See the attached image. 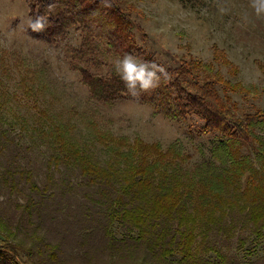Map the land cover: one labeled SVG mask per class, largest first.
<instances>
[{
    "label": "trees",
    "instance_id": "16d2710c",
    "mask_svg": "<svg viewBox=\"0 0 264 264\" xmlns=\"http://www.w3.org/2000/svg\"><path fill=\"white\" fill-rule=\"evenodd\" d=\"M26 2L29 20L45 18L40 33L27 25L31 37L57 44L69 29L79 31L78 45L65 48L67 60L96 101L144 103L174 121L195 116L202 121L195 126L199 134L219 138L206 161L187 168L190 154L178 139L163 146L108 130L95 136L91 121L87 128L101 145L100 158L66 129L39 130L26 140L0 108V264H17L21 250L34 264H94L85 261L88 242L102 251V264H116L137 249L151 264H243L237 250L254 237L262 240V252L245 264H264V111L238 114L227 94L234 87L206 61L162 65L135 43L131 22L114 0ZM92 21L109 27L106 52L130 54L156 71L155 88L144 91L137 83L133 96L116 65L104 73L91 70L106 64L98 56L102 33ZM12 58L27 72H18L17 88L32 94L39 74L24 58ZM116 222L126 229L122 237L112 233ZM208 251L213 258L203 256Z\"/></svg>",
    "mask_w": 264,
    "mask_h": 264
},
{
    "label": "rangeland",
    "instance_id": "374dc122",
    "mask_svg": "<svg viewBox=\"0 0 264 264\" xmlns=\"http://www.w3.org/2000/svg\"><path fill=\"white\" fill-rule=\"evenodd\" d=\"M114 2L127 14L135 43L150 51L162 65L177 64L188 58L206 61L212 74L216 73L234 87L227 94L238 114H255L257 108L264 111V11L257 13V0ZM27 13L26 0H0V108L7 121L25 134L26 140L30 136L37 138L39 130L66 129L80 144L89 146L103 158L100 143L90 134L93 128H87L94 121L95 136H102L104 130H108L113 135L129 138L139 135L145 141H158L163 146L178 139L184 151L190 154L184 164L187 168L210 157V149L218 142L219 135L199 134L195 126L202 121L197 117L174 121L144 103L117 100L106 104L92 98L79 73L69 65L65 51L68 44L78 45L79 31L69 29L66 39L57 44L43 42L26 32ZM92 22L94 30L102 33L98 56L106 64L90 65V68L104 73L125 56L106 52L105 37L109 27L105 22ZM13 53L24 58L25 65L39 74V79H34L31 86L32 94L22 95L17 88L22 66L12 58ZM216 85L222 92L221 84ZM36 152L33 148L32 153ZM12 206L9 202L5 204L7 212ZM125 231L114 223L112 233L117 238ZM2 240L0 235V243ZM86 245L90 249L84 260L102 264V251L95 243ZM261 246L260 238H251L237 250V255L245 264L260 256ZM144 253L143 249L134 250L131 256L115 263L151 264L153 259L149 256L141 260ZM203 256L213 258L209 251ZM16 259L17 264H34L26 250H21Z\"/></svg>",
    "mask_w": 264,
    "mask_h": 264
},
{
    "label": "clouds",
    "instance_id": "9594fccd",
    "mask_svg": "<svg viewBox=\"0 0 264 264\" xmlns=\"http://www.w3.org/2000/svg\"><path fill=\"white\" fill-rule=\"evenodd\" d=\"M258 7L257 13L264 11V0H257ZM45 19L43 16H38L33 23L32 20L28 21L29 27L37 32H42L46 25L41 23V20ZM148 63L137 64L135 58L132 55H126L123 60L117 61L116 71L123 80L127 90L133 95L137 96L133 90L137 83L144 91H149L155 88L157 85L154 81H159L160 77L157 76L156 71H147ZM153 68H158L160 72H166L163 67L156 64H152Z\"/></svg>",
    "mask_w": 264,
    "mask_h": 264
}]
</instances>
